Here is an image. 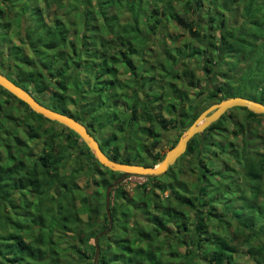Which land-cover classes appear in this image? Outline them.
Returning <instances> with one entry per match:
<instances>
[{"label": "trees", "instance_id": "16d2710c", "mask_svg": "<svg viewBox=\"0 0 264 264\" xmlns=\"http://www.w3.org/2000/svg\"><path fill=\"white\" fill-rule=\"evenodd\" d=\"M54 5L61 13L47 23L45 15ZM16 11L12 21L27 26L24 40L32 53L28 59L23 47H10V58L26 66L24 71L19 70L18 79L10 77L11 80L42 104L75 118L93 133L97 131V123L99 127L118 123V132L134 140L136 136L130 130L133 122L150 123L143 134L149 142L144 148L134 141L124 150L119 146L112 149L118 138L116 129L110 137L99 141L102 150L114 161L156 166L165 157L156 154L150 160L146 153L155 151L161 144V130L185 128L188 123L189 127L204 112L190 116L183 108L180 118H164L155 114L152 107L162 97L161 93L139 98L141 89L137 80L143 74L131 67V59L146 51V46L154 43L159 33L165 35L167 26L181 30V37L185 36L189 42L186 52L176 49L177 54L170 50L158 53L170 64L169 69L162 62L159 67L164 77L175 81L169 83V90L170 94H178L179 106L188 104L189 97L187 92L176 88L179 79L195 78V73L186 65L177 69L178 62L185 60L200 62L205 74L222 78L210 93L216 103L244 97L264 104V0H0V46L9 41L8 32L13 30V22L3 23L1 19ZM73 13L77 15L72 16ZM31 16L34 20L31 19L29 26ZM100 23L105 25L101 35L88 36L85 30ZM104 36L108 39L104 40ZM141 60L147 62L145 57ZM119 64L132 73V82L137 87L118 79ZM141 68L146 71L144 65ZM81 69L93 74L98 82L93 85L90 80H82L78 72ZM106 75L110 76L103 79ZM154 75L145 80L154 81ZM190 84L197 85L194 81ZM90 85L92 89L87 90ZM210 89L208 84L202 87V91ZM0 90L17 99L2 87ZM90 94L103 100V108L107 109L110 104L122 105L131 108V114L116 110H107L103 115L101 110L90 112ZM18 102L30 111L37 123L24 121L29 141L47 137L50 138L47 145L53 142L54 130L44 129V124L55 122L36 114L24 102ZM70 105L75 107L73 111ZM194 105L187 106L194 108ZM173 108L178 106L175 104ZM238 109L247 113L246 122L231 118L239 128L235 135L243 138L241 148L234 147L233 142L227 143L221 149L228 155L223 158L215 155L211 160V151L218 148L212 140L215 133L225 137L223 132L227 130L223 127L232 109L203 134L195 136L181 157L199 158L204 172L198 191L193 196H184L186 187L156 186L170 192L166 200H161L156 193L140 196L142 203L154 208L150 226H143L138 220L133 226V239L130 238L126 231L134 214L130 207L122 210L124 234L116 240V251L111 255L101 249L100 264H264V133L259 134L250 126L264 116ZM5 119L13 120L0 108V141L1 135L7 136L3 144L5 151L0 150V264H72L74 259L77 264H90L88 261L94 260L95 255L92 241L108 228L109 219L103 212L105 225L102 230H95L99 222L93 213L100 215L105 204L93 208L90 195H83L85 189L77 179L83 171H88L99 179L95 180L99 188L102 185L107 188L122 174L97 162L83 142L86 150L80 148V154L89 157L95 165L81 163L72 173L62 174L81 140L75 132L68 129L66 144H58L57 151L52 143L41 155H36L29 142H22L18 129L5 131ZM204 154H208V162ZM229 157L226 166L223 161ZM120 186L114 190L116 198L121 197ZM77 198H80V208L76 206ZM218 209H223V214L217 213ZM190 211L195 220L191 221ZM85 213L89 221L81 218ZM112 216L117 222V206L112 207ZM19 217L28 223L20 233H15L13 229H20ZM213 221L215 231L208 234L209 223ZM174 227L176 236L169 237ZM55 229L59 230L58 234ZM162 236L169 250L160 245ZM107 237L100 239V246ZM62 244L75 258L63 254ZM181 248L185 249L184 253H180Z\"/></svg>", "mask_w": 264, "mask_h": 264}, {"label": "rangeland", "instance_id": "374dc122", "mask_svg": "<svg viewBox=\"0 0 264 264\" xmlns=\"http://www.w3.org/2000/svg\"><path fill=\"white\" fill-rule=\"evenodd\" d=\"M18 12L16 11L14 15L12 16H5L1 19V22L7 23V22H13L12 23V33L9 34V41L3 45L0 46V72L8 76L9 78H16L18 79V72L19 70H25L26 66L22 63H18L17 61L12 60V57L10 58V47L11 46H20L25 49V58H30L32 51L27 47L24 36H25V29L27 26L20 24H17V21H12V19L16 16ZM60 11L56 10V6H51L50 10L46 13L45 15V20L47 23H51L52 20L55 18L57 14H60ZM77 15L76 13H73L72 16ZM30 16V15H29ZM190 17L193 18V15L190 14ZM20 18V17H18ZM32 16L30 17L29 21V26L32 24L33 20ZM25 24V23H24ZM109 26V25H107ZM105 25L103 23H100L96 26H93L89 28L87 31L88 36H97L99 37L101 35V30ZM142 27H144L142 25ZM165 35L162 36L161 33H159L158 37L154 38V43H149L146 48L147 50L142 52L140 55L133 56L131 59V67L136 68V72L138 74H143L141 77H139L138 81V87H140L141 92L139 93V98L142 100L144 99L149 93L156 92L158 94L161 93L162 97L160 98L159 101L156 103L152 104V107L154 109V113L162 116L164 118H180L182 114L183 108L189 112V115L193 116L194 114L201 113L203 111H206L208 108H210L212 105L217 104L216 100L211 98L210 93L211 90L214 86H216L219 82H221V77L217 74H214L212 76H208L205 74L202 70L201 63L198 62L196 63L195 61L192 60H185L182 62H178L177 69H182V66L186 65L188 69L192 72L195 73V78L192 79V77H182L179 79V82L177 83V89H182L183 91L188 93V99L187 103L188 104H195L194 108H190L186 104L185 106L180 105L179 102L181 101L177 96L178 94H170L169 90V83L174 82L171 79H167V77H164V73L161 71L159 64L162 62L166 65V67L169 69L170 64L165 61V58L163 56H159V52L164 53L166 50L167 51H173L174 54H177L176 49H178L180 52L187 51L189 48L186 37L183 36L181 37V34L183 33L181 30L177 29L176 27L170 25L167 26L165 29ZM19 33L21 35H19ZM145 33V31H144ZM185 34V33H184ZM191 35L188 33V36ZM175 37V40L173 41L172 39ZM104 40L108 39V36L103 37ZM107 38V39H106ZM172 38V39H170ZM98 46H101L100 44H97ZM96 45V46H97ZM145 57L147 62L143 63L142 58ZM86 59V57H85ZM144 65V69L146 71H142L143 68H141ZM153 66H157L153 68ZM118 70V79L121 80L122 82H132V73L126 71L125 67L123 64H119L117 66ZM81 75L82 80H90L91 84L95 85L96 82H98L96 79H94L93 74H90V72L85 71V69H81L78 71ZM155 74V75H154ZM152 75L156 76V79L154 81H146L145 78H150ZM110 75H106L103 79L108 78ZM139 76V75H138ZM10 78V79H12ZM130 80V81H129ZM195 82L197 85L190 84L191 82ZM198 84L201 85V87H196ZM211 86V89L206 92L205 90L202 91V87L205 85ZM29 85V84H28ZM87 86L88 89H92V86ZM132 85L134 87H137V84H134L132 82ZM131 85V86H132ZM213 86V87H212ZM97 87V86H95ZM206 92V93H205ZM88 102H90V112H96L100 111L103 113H106L107 110H110L111 112L113 110H116L118 113H129L131 114L130 109H126L124 106H116L115 104H110V107L103 108V100L99 99L98 97H94L93 94L89 95ZM152 95L149 96L151 98ZM196 100V103H195ZM113 103V100L111 101ZM219 103V102H218ZM177 105L178 108L174 109L173 105ZM0 108L5 111L7 116H11L13 120L10 119H5L3 121V124L5 126V131L10 130L13 132L14 130L18 131V135L21 138L22 142H26L33 146L34 153L36 155H41L43 153L44 148H48V145L53 143L54 147L56 148V151L58 150V144H66L65 136L68 135L69 130L67 127L59 124V123H45L44 124V129L46 128H53L54 130V141L50 144L47 145V142L50 138L47 137H42V139H37L34 141H29L28 139V128L25 127L24 121H27L28 123L31 124H37L34 117L30 114V111L21 105L18 102V99H14L10 96H8L6 93L2 92L0 90ZM103 108V109H102ZM69 109L73 111L75 107L73 105L69 106ZM142 113H139V115ZM262 116V115H260ZM234 121H239V122H246L247 118V113L239 110L238 108H234L231 113H229V116L227 115V119L225 121L224 129L227 130V132H223L225 137H221V135L215 133V137L212 140L218 147L214 151H211V160L213 158H220L222 155V158L227 156V152H223V149H221L222 145H225L227 143L233 142L235 145L234 147H239L241 148L242 144V136H236L235 131H237L239 128L236 124L232 123V119ZM89 119V118H87ZM158 120H161V117L158 118ZM102 122V121H101ZM133 122V121H132ZM261 122V123H260ZM115 124V123H114ZM189 123L185 128L179 127V128H168L167 130L162 131V142L161 144L157 147L155 151H150L146 153V156L150 158V160L154 159V156L156 154H160L161 156L165 157L167 152H169L172 148L177 146L180 138L182 135L186 132V130L190 127H188ZM150 123L139 120L133 122V124L130 126L131 133L133 132V135L136 136L134 140L126 138L124 135V132H118V127L119 124L115 125H103V127H99V124L97 123L95 125V129L97 130L95 133L91 132L97 139L98 141H102L104 139H107L108 137L111 136V134L117 130L118 133V138L116 143L113 144L111 147L112 149L116 146H119L120 150H124V148H129V145L135 141V144L137 146H142L143 148L146 146L147 141L146 138L143 137V134L146 133V129L149 128ZM251 128L255 131H257L259 134L264 133V118H260L257 120V122H251ZM67 128V129H66ZM258 129V130H257ZM3 133V131H2ZM203 134V133H202ZM245 135V134H244ZM1 141H0V150L4 152L3 144L6 142L7 136L6 135H1ZM47 138V139H46ZM225 138V139H224ZM82 140L79 141V146L78 149L76 150L75 153L70 157V161L65 169H62V174H70L73 172L74 169H77L81 163L88 162L90 164L95 165L89 157H85L80 154V148H84L86 150L85 146L82 144ZM17 143V142H16ZM84 143V142H83ZM85 144V143H84ZM86 145V144H85ZM87 146V145H86ZM210 153V151H208ZM216 155V157H215ZM208 154H204L203 158L207 159L208 162ZM200 157V156H199ZM201 159V158H200ZM224 164L229 165L230 162V157L226 158V162L223 161ZM161 163V162H160ZM159 163V164H160ZM211 164L212 167V161H209V165ZM223 163L221 162V165ZM138 165V164H136ZM158 165V164H157ZM221 165L218 164L219 168H221ZM140 166H147L151 167L150 165L142 164ZM100 170H105L103 167H100ZM204 172L201 163L199 162V158H197L196 155H185L183 158H180L177 163L172 166V169L167 173L166 176L162 178H157V180L153 179H145V178H139V177H130L125 182H123L120 186L119 193L121 197H115L114 196V191L112 193V207L117 206L118 208V215L117 217V222H114V228L112 232L108 235V237L101 242V249L105 250L107 253H114L116 251L115 248V242L120 238V235L124 234L123 228L125 227V223L122 221L120 214L122 210H124L126 207H130L132 209V212L134 216L131 218V222L128 225L127 229V234L130 238L133 239V226L134 224L139 220L140 223L143 226H150L149 220L152 219V216L155 215V211L153 206L147 207L146 204L142 203L141 200L139 199L140 196L142 197H149L153 194H157L160 196L161 200H166L168 195L170 194L169 191H161L160 188H157L156 186H163V187H168V186H173V187H178V188H187L186 193H182L184 196H193L197 191L198 187L200 185V176ZM95 177L91 172H84L80 175V177L77 179L78 184L81 186V188H84V193L83 195H90V200H91V206H95L100 204L101 205L104 203L105 208H103L102 212L100 215L93 213V216L96 218L98 225H96L95 230L100 231L102 230V226L105 225V221L103 219V212H106V190L107 188L102 185L100 188L97 186L95 180H99L98 178L95 179ZM91 180V182H90ZM97 192V194H96ZM182 192V191H181ZM29 196V195H28ZM124 197V198H122ZM183 197V196H182ZM175 202L176 200L173 199ZM76 206L77 208H80V198H77L76 201ZM186 209H188L186 207ZM217 213L223 214V209H218L216 211ZM88 213L82 214L81 218L84 219V221H89L88 219ZM191 215V221L195 220V215L193 214L192 211H190ZM99 216V217H98ZM19 230L18 229H13V232L15 233H20L22 231V228L27 225L28 222H26L24 219H20L19 217ZM210 229L209 233L211 231H215L216 224H214V221L209 223ZM222 226V225H221ZM109 228V225H108ZM107 228V229H108ZM223 228V226H222ZM176 228L174 227L173 232L169 233V237L176 236ZM55 233L58 234L59 230L55 229ZM100 233V232H99ZM118 236V237H117ZM164 237L162 236L159 239L160 245L165 246V248H168L167 244H164ZM94 243V240L92 241ZM159 242L155 241V244L159 245ZM137 245H139V242H136ZM62 252L63 254L66 253L70 258H75L71 252L66 248V245L62 244ZM169 250V248H168ZM180 253H184L185 249L181 248ZM170 257V256H168ZM90 264H94V260L88 261ZM72 264H77V260L74 259L72 261Z\"/></svg>", "mask_w": 264, "mask_h": 264}, {"label": "water", "instance_id": "95a60500", "mask_svg": "<svg viewBox=\"0 0 264 264\" xmlns=\"http://www.w3.org/2000/svg\"><path fill=\"white\" fill-rule=\"evenodd\" d=\"M0 87L12 94L18 100L24 102L29 108L44 118L59 123L71 131L75 132L81 140L88 146L93 156L105 168L121 173L122 176L107 187L106 190V213L109 219V228L100 232L94 238L95 255L94 264H100V239L109 235L114 228V219L112 216V193L125 180L130 177H139L145 179L162 178L167 175L170 168L187 152L190 141L197 135L202 134L212 124L219 121L229 110L234 108H245L256 115L264 116V104L244 97H233L225 99L212 105L204 111L197 120L186 130L180 138L177 146L167 152L164 160L154 166H140L136 164H124L112 160L101 148L98 139L89 131L87 126L75 118L64 113L55 111L39 102L31 92L16 84L8 76L0 72Z\"/></svg>", "mask_w": 264, "mask_h": 264}]
</instances>
